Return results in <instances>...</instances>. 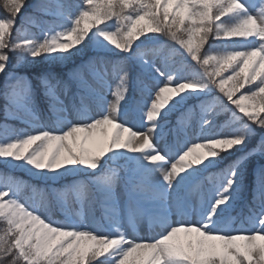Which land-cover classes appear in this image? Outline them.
Instances as JSON below:
<instances>
[{
  "label": "snow or ice",
  "instance_id": "obj_1",
  "mask_svg": "<svg viewBox=\"0 0 264 264\" xmlns=\"http://www.w3.org/2000/svg\"><path fill=\"white\" fill-rule=\"evenodd\" d=\"M0 8V97L5 121L24 126L0 125V163L43 184L0 173V264H264V169L247 216H231L245 161L264 154V136L244 151L264 132V0ZM13 55L72 66L37 89L7 72ZM206 173L215 182L197 206ZM142 223L154 234L130 237Z\"/></svg>",
  "mask_w": 264,
  "mask_h": 264
},
{
  "label": "rangeland",
  "instance_id": "obj_2",
  "mask_svg": "<svg viewBox=\"0 0 264 264\" xmlns=\"http://www.w3.org/2000/svg\"><path fill=\"white\" fill-rule=\"evenodd\" d=\"M38 2V0H28V5L31 8L32 5L36 4ZM69 2H75V0H69ZM6 15V12L0 8V17H3ZM31 31L35 32L36 35H39V29H32ZM176 61H179V58H175ZM57 63H47V62H43L40 61L38 63H33V64H27L25 66H17L16 65V57L13 55L12 56V64L8 67L7 72L8 73H12L15 72L17 75H22L27 77L29 80L32 81L33 86L36 87L38 89V78L45 74V73H54L60 76H63V74L58 71L56 69ZM179 66V64H178ZM138 67L132 69V78L133 80L136 77V74L138 73ZM7 79V75L6 74H0V92H2L3 90V86H4V82ZM116 81L113 80L112 81V85L113 87L115 86ZM37 100L38 103L42 106V107H46V101L45 98L43 97L42 93H40L38 91L37 94ZM4 100L2 97H0V125H3L5 123L9 124V125H15L17 128H23L24 126L19 124L17 121L15 120H8L5 121V112H4ZM219 114L215 116V123L217 126L218 130H222L224 132H228L230 131V129L228 127H225L226 123L228 122L229 118H230V113H226V112H219V109L216 110ZM196 118L194 117L191 121L192 123V129H194L196 127ZM172 120H176V116L173 115ZM192 129H189V131L191 132ZM30 130V129H29ZM261 136H264V132H261L259 129L256 130V135L253 136L250 141L247 144V147L244 149L245 151H248L250 149H252L253 147H255L256 145L252 146V144L254 142H256V144L259 142ZM234 151V155L228 156L225 155L224 160H222L220 162V164L212 169H209L210 173H218L220 171L221 168L226 167L227 164L231 163L236 156H240L241 154L237 155V153H235L236 151ZM223 155V154H222ZM3 166L4 163H3ZM7 166V165H6ZM260 169H264V154H256V155H251L249 156V158L245 161L244 165H243V181H242V186H241V191L240 194L233 206V209H236L235 212H240L242 215L237 216V222H239V220L241 218H243L244 216H247L248 214V209L250 206H254V204H250L247 200V198L253 196V191H254V187H256V178H257V174L259 172ZM18 172H16L14 169L9 170V169H4L2 170V168L0 169V173H11L12 175L21 178L24 181H27L31 184H41V186H43L42 182L36 180L35 178H33L31 175H29L28 173L24 172L21 169H17ZM20 173V174H18ZM207 173L205 174V177H203L201 179V188H200V192L196 193L193 195V202L197 205L200 202V193H207L210 191L211 187H212V183L215 182V178H213L212 182H209V180L207 179ZM32 193L30 191H26L25 193L22 194L23 197H27V196H31ZM208 195H206L207 197ZM233 211V210H232ZM236 214V213H235ZM100 215L99 210L97 211V216ZM232 215V214H231ZM57 219H60L59 214L56 217ZM175 219V217H173ZM154 232L152 229H150L148 227V225L146 223H142L138 226L137 232L133 233L131 229H129V235L134 236V235H139L142 237H147L150 235H153Z\"/></svg>",
  "mask_w": 264,
  "mask_h": 264
},
{
  "label": "trees",
  "instance_id": "obj_3",
  "mask_svg": "<svg viewBox=\"0 0 264 264\" xmlns=\"http://www.w3.org/2000/svg\"><path fill=\"white\" fill-rule=\"evenodd\" d=\"M30 8V7H29ZM207 47V46H206ZM94 54V52H93V50L92 49H89V50H87L86 52H85V58L87 57V56H90V55H93ZM77 62H79V61H77ZM17 66H25V65H17ZM72 65H71V63H68L67 65H65V64H57V66H56V69L58 70V71H60L63 75L68 71V69L71 67ZM139 69V68H138ZM254 145H256V142H254L253 144H252V146H254ZM245 151V150H244ZM235 153H240L241 154V152H239V151H236ZM5 166H3V163H0V169L2 168V170H3V168L4 169H9V170H12V168L10 167V166H6V164H4ZM16 172H18L17 171V169H14ZM18 174H20V173H18Z\"/></svg>",
  "mask_w": 264,
  "mask_h": 264
}]
</instances>
